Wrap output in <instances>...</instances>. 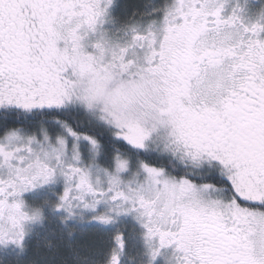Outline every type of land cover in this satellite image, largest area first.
<instances>
[{"label": "snow or ice", "instance_id": "obj_1", "mask_svg": "<svg viewBox=\"0 0 264 264\" xmlns=\"http://www.w3.org/2000/svg\"><path fill=\"white\" fill-rule=\"evenodd\" d=\"M0 264H264V0H0Z\"/></svg>", "mask_w": 264, "mask_h": 264}]
</instances>
